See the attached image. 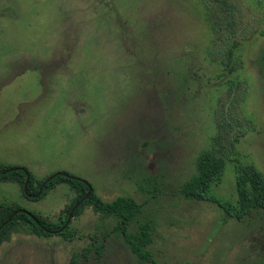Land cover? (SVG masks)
Instances as JSON below:
<instances>
[{
	"label": "rangeland",
	"instance_id": "374dc122",
	"mask_svg": "<svg viewBox=\"0 0 264 264\" xmlns=\"http://www.w3.org/2000/svg\"><path fill=\"white\" fill-rule=\"evenodd\" d=\"M214 3L0 0V165L40 180L67 172L105 203L133 198L142 208L127 231L151 222L159 262L264 264V209L239 221L183 192L206 151L226 162L214 186L225 200H238L242 166L264 175V0H229L234 33L214 32ZM77 195L61 183L33 199L0 179V207L71 216L73 233L22 223L1 240L0 264H135L116 219L91 204L72 212ZM95 238L105 244L98 258Z\"/></svg>",
	"mask_w": 264,
	"mask_h": 264
},
{
	"label": "trees",
	"instance_id": "16d2710c",
	"mask_svg": "<svg viewBox=\"0 0 264 264\" xmlns=\"http://www.w3.org/2000/svg\"><path fill=\"white\" fill-rule=\"evenodd\" d=\"M228 2L229 0H215L213 8L209 12L208 20L211 22L212 28L216 33H219L222 25L231 28L233 33L235 32L236 19L233 16L234 6H230ZM227 44L229 46L230 43L228 42ZM216 45L217 41L215 46ZM235 45L229 46L228 56L231 57ZM214 51L217 53L220 50L216 47ZM230 59L231 58L223 60V63L226 64ZM240 63V61L234 63L231 67V71L237 69ZM13 167L19 166L0 165V179L4 181L20 182L25 185L28 172L30 174V180L27 186L28 192H25V195H30L33 199H41L57 185L66 183L78 192L76 199L70 206L71 209L80 200L85 198L89 192V186L84 181L67 174L56 175L44 185L41 190L43 182L52 174L40 180L27 167L9 170ZM225 167L226 162L222 156L210 151L201 153L197 159L196 174L183 184L185 197L214 202L223 209L229 217L239 221L244 220L254 209H264V175L253 165H244L239 169V173L236 176L237 201L225 200L214 192V186L222 181ZM39 193L40 195L37 196ZM86 204L93 205L95 210L102 213L104 216L116 219L114 231L117 233V237H123L121 242L136 256L137 262L135 264H166L156 260L152 250L149 248L153 241L151 222H142L138 225L136 231H127V226L141 211V204L136 200L131 197L121 196L111 202L105 203L91 193L89 198H86L79 204L74 213L78 214L80 209ZM21 209V207L13 204L2 205L0 207V227L2 226L0 229V242L9 229L16 228L20 226V224L22 225V223L30 224L33 230L40 235L51 236L52 233L49 230H60L68 219V215H65L60 218V221L53 222L30 211H22ZM18 210L20 211L17 212ZM9 218H11L10 221L6 223ZM69 226H66L65 229L59 233L66 239H70L73 234ZM103 237L106 239L108 235L103 234ZM97 241L98 240L95 238L91 244V247L95 249L94 254L96 258L101 255L105 248L104 243ZM90 250L91 248L87 247L84 254H87ZM70 264H77V258H73Z\"/></svg>",
	"mask_w": 264,
	"mask_h": 264
},
{
	"label": "water",
	"instance_id": "95a60500",
	"mask_svg": "<svg viewBox=\"0 0 264 264\" xmlns=\"http://www.w3.org/2000/svg\"><path fill=\"white\" fill-rule=\"evenodd\" d=\"M19 167H13V168H11V169H9V170H12V169H18ZM9 170H7V171H9ZM7 171H4V172H7ZM55 176V175H54ZM54 176H51L48 180H50V179H52ZM79 179H81V178H79ZM29 180H30V174L27 172V179H26V183H25V192L27 193L28 191H27V186H28V182H29ZM82 180V179H81ZM84 182H86V183H88L86 180H84ZM91 193H92V187L91 186H89V192L87 193V195L85 196V198H83L82 200H80V202H78L75 206H74V208H73V210H72V212L75 210V208L76 207H78L79 206V204L81 203V202H83L86 198H89L90 196H91ZM38 195H40V193L39 194H37V196ZM20 210H18L17 212H19ZM22 211H26V210H22ZM16 212V213H17ZM28 212V211H27ZM71 212V213H72ZM15 213V214H16ZM14 214V215H15ZM10 219L11 218H9L7 221H6V223L8 222V221H10ZM71 219V216H69V218H68V220H67V222L65 223V225L63 226V228H61L60 230H57V231H54L55 233H57V232H61L62 230H64L65 229V227L68 225V222H69V220ZM2 227V226H1ZM1 227H0V229H1Z\"/></svg>",
	"mask_w": 264,
	"mask_h": 264
},
{
	"label": "flooded vegetation",
	"instance_id": "af4514ba",
	"mask_svg": "<svg viewBox=\"0 0 264 264\" xmlns=\"http://www.w3.org/2000/svg\"><path fill=\"white\" fill-rule=\"evenodd\" d=\"M58 174H60V175H61V174H67V175H69V176H73V175H71V174H69V173H67V172H64V171H63V172H56V173L52 174L51 176H54V175L56 176V175H58ZM51 176H50V177H51ZM55 176H54V177H55ZM50 177H49V178H50ZM54 177H53V178H54ZM73 177H75V176H73ZM49 178H48V179H49ZM53 178H52V179H53ZM75 178L79 179V177H75ZM48 179H46V180L43 182V184H42V186H41V190H42V188L44 187V185H46V184L51 180V179H50V180H48ZM82 181H84V179H82ZM87 182H88V181H87ZM85 183H86V182H85ZM86 184H87L88 186H91V184H90L89 182L86 183ZM91 187H92V186H91ZM79 202H80V201H79ZM73 208H74V207H73ZM76 208H77V207H76ZM76 208H75V209H76ZM141 208H142V206H141ZM74 211H75V210H74ZM68 218H69V216H68ZM67 220H68V219H67ZM49 231H50L52 234L55 233L54 230H52V231L49 230ZM57 233H60V232H57ZM152 242H153V241H152ZM151 244H152V243H151ZM149 248H150V246H149Z\"/></svg>",
	"mask_w": 264,
	"mask_h": 264
}]
</instances>
